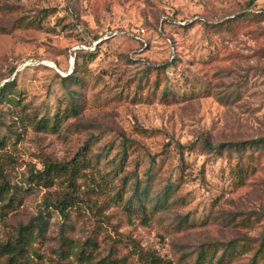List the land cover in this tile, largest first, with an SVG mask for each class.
<instances>
[{"label":"rangeland","instance_id":"1","mask_svg":"<svg viewBox=\"0 0 264 264\" xmlns=\"http://www.w3.org/2000/svg\"><path fill=\"white\" fill-rule=\"evenodd\" d=\"M7 85L18 100L0 99L3 175L25 189L46 160L78 165L80 202L63 217L46 209L47 189L29 191L0 216V242L39 214L40 264L64 243L95 242L85 264H143L139 253L193 264L203 245L264 239V0H0ZM73 91L78 112L64 116ZM56 115L55 130L29 122ZM137 180L143 214L117 194L131 197Z\"/></svg>","mask_w":264,"mask_h":264},{"label":"trees","instance_id":"2","mask_svg":"<svg viewBox=\"0 0 264 264\" xmlns=\"http://www.w3.org/2000/svg\"><path fill=\"white\" fill-rule=\"evenodd\" d=\"M67 80L74 83V85L76 84L83 87V79L78 75L70 76ZM76 98V91L69 93V101L62 115L68 116L70 113L75 114L78 112V107H76L75 104ZM0 99L2 103L7 100L10 104L18 100L10 85L0 88ZM1 116L0 111V117ZM59 119V115H56L53 122L46 118L36 121L31 119L29 122L37 128L55 130V128L58 127ZM21 126L25 127V122L23 120L21 121ZM8 128L12 132L16 131L13 129L12 124L8 125ZM14 134H16V132ZM17 137L18 139L20 138V132H17ZM6 140V137L0 136V150L6 146ZM263 142L264 139L257 140L255 142L256 147L259 146V143ZM228 149L229 155L236 154L237 152L240 153L245 150L235 149V151H233V147H228ZM255 154V151L250 152V154L248 153L247 159L249 162L254 159ZM237 168L240 172L245 170L243 166L240 165H237ZM80 171L81 168L78 167V165L46 160L44 161L43 170L32 171L30 173L27 181L28 187L25 189H17L16 187L13 188L10 182L5 178L0 166V216H7L10 212L17 210L24 194L27 192L44 188L48 191L47 198L45 199L47 204L46 209L48 210L51 207L57 210L63 217H66L68 211L77 206L80 202L76 187V178ZM125 181H127V179ZM58 182L66 184L65 189L55 192L54 188ZM148 183L149 180L147 184ZM147 184L145 187H142L141 181L137 180L133 185V194L131 197L125 200L124 195L117 193L119 194V202L124 203V206L129 211H138L141 214L146 213L151 203L149 201V189ZM171 190V188H166L161 192V195L156 198V200H159L158 204H161L162 198H164L165 203L168 202L170 193L172 192ZM158 204L156 208H158ZM143 219L145 218L143 217ZM247 222H249L250 225L254 224L252 219ZM183 223L187 222L184 221ZM47 233L48 223L43 214H39L37 217L32 218L26 224H21L14 236L8 237L5 241L0 242V264H40L35 259H41L37 245L41 244L46 239ZM70 242L72 243L73 241L71 240ZM63 246L64 249L61 251V258L58 261L49 258L47 259V264H85L94 260L93 254L87 248L95 246V242L87 243L83 248H74L71 244L67 243H64ZM250 252H252V256L249 264H264V239H262L260 243L256 242V245H253L248 239L242 243L239 240L231 241L225 245L222 250L215 245H203L192 262L193 264H234ZM139 254L143 264H172L156 254ZM101 264H116V261L111 258L108 261L103 260Z\"/></svg>","mask_w":264,"mask_h":264}]
</instances>
